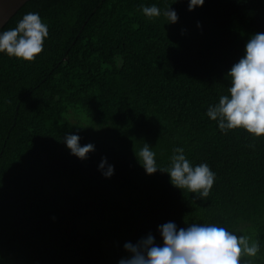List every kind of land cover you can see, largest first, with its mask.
Returning <instances> with one entry per match:
<instances>
[{
	"label": "trees",
	"instance_id": "obj_1",
	"mask_svg": "<svg viewBox=\"0 0 264 264\" xmlns=\"http://www.w3.org/2000/svg\"><path fill=\"white\" fill-rule=\"evenodd\" d=\"M141 5L179 20L148 19ZM29 12L48 26L42 53H0V264H118L125 242L151 233L162 245L169 221L258 240L253 264H264V137L225 134L206 115L228 95L247 40L264 32V0H205L191 12L188 0H28L0 33ZM66 134L95 151L72 156ZM144 143L160 169L176 148L193 167L206 163L209 196L147 175L134 155Z\"/></svg>",
	"mask_w": 264,
	"mask_h": 264
},
{
	"label": "clouds",
	"instance_id": "obj_2",
	"mask_svg": "<svg viewBox=\"0 0 264 264\" xmlns=\"http://www.w3.org/2000/svg\"><path fill=\"white\" fill-rule=\"evenodd\" d=\"M204 3L205 0H188V11L202 7ZM140 10L148 19L162 15L167 24H176L179 20L171 7L161 10L156 5H141ZM197 27H201L199 22ZM185 32L182 29L181 35ZM48 34V26L42 22L39 13L29 12L16 27L0 33V53L32 62L42 53ZM226 76L231 79L228 95L220 96L218 104L209 106L207 117L225 134L229 130L243 129L255 138L264 137V32L250 36L243 55ZM80 139L77 134H66L63 143L72 156L84 161L95 151V145L81 146ZM134 155L147 175L158 171L166 173L174 188L196 194L194 200L209 196L215 173L206 163L193 167L183 148L174 150L170 166L163 169L158 168L155 152L147 143ZM98 170L106 179L114 174V166L106 157L101 158ZM158 232L162 245L151 233L136 243L125 242L123 248L127 255L120 258L118 264H253L252 258L260 251L258 240L238 236L214 224L192 223L178 228L175 222L169 221L160 225Z\"/></svg>",
	"mask_w": 264,
	"mask_h": 264
},
{
	"label": "water",
	"instance_id": "obj_3",
	"mask_svg": "<svg viewBox=\"0 0 264 264\" xmlns=\"http://www.w3.org/2000/svg\"><path fill=\"white\" fill-rule=\"evenodd\" d=\"M28 0H0V28Z\"/></svg>",
	"mask_w": 264,
	"mask_h": 264
}]
</instances>
